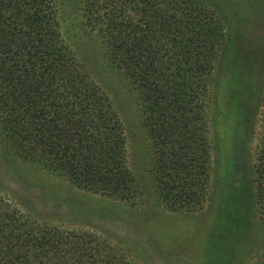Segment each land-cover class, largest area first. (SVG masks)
Returning <instances> with one entry per match:
<instances>
[{
	"label": "rangeland",
	"instance_id": "obj_1",
	"mask_svg": "<svg viewBox=\"0 0 264 264\" xmlns=\"http://www.w3.org/2000/svg\"><path fill=\"white\" fill-rule=\"evenodd\" d=\"M194 3L212 40L204 68L203 131L196 136L201 187L188 204L173 202V186L160 185L138 89L110 62L102 37L84 25L77 0L52 5L80 68L117 111L129 192L117 197L46 166L34 148L17 143L0 113V210L15 209L29 231L46 228L66 238L60 247L75 253V263L264 261V223L257 217L252 183L264 97V0ZM132 18L141 25L136 12Z\"/></svg>",
	"mask_w": 264,
	"mask_h": 264
},
{
	"label": "trees",
	"instance_id": "obj_2",
	"mask_svg": "<svg viewBox=\"0 0 264 264\" xmlns=\"http://www.w3.org/2000/svg\"><path fill=\"white\" fill-rule=\"evenodd\" d=\"M77 1L84 25L102 37L110 62L138 89L160 185L173 186V202L188 204L201 187L196 136L203 131L204 68L212 40L210 28L195 16L201 10L194 0ZM134 11L140 26L133 23ZM55 14L52 0H0L5 127L46 166L122 197L130 175L117 111L80 68ZM261 125L252 183L264 223V97ZM65 239L46 228L29 231L15 209L0 210V264H79L75 253L60 247Z\"/></svg>",
	"mask_w": 264,
	"mask_h": 264
}]
</instances>
